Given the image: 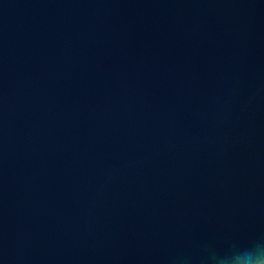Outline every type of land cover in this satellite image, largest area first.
Segmentation results:
<instances>
[{"label":"water","instance_id":"obj_1","mask_svg":"<svg viewBox=\"0 0 264 264\" xmlns=\"http://www.w3.org/2000/svg\"><path fill=\"white\" fill-rule=\"evenodd\" d=\"M257 241L264 0H0V264Z\"/></svg>","mask_w":264,"mask_h":264},{"label":"clouds","instance_id":"obj_2","mask_svg":"<svg viewBox=\"0 0 264 264\" xmlns=\"http://www.w3.org/2000/svg\"><path fill=\"white\" fill-rule=\"evenodd\" d=\"M213 258L216 264H264V241H257L249 247L233 249Z\"/></svg>","mask_w":264,"mask_h":264}]
</instances>
